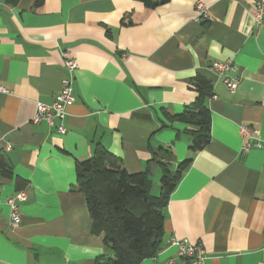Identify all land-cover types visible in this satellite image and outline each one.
Here are the masks:
<instances>
[{
  "label": "crops",
  "instance_id": "0c3cea01",
  "mask_svg": "<svg viewBox=\"0 0 264 264\" xmlns=\"http://www.w3.org/2000/svg\"><path fill=\"white\" fill-rule=\"evenodd\" d=\"M0 0V264H96L112 249L92 233L75 162L104 148L129 172L148 169L159 191L155 157L174 171L192 157L164 208V237L140 264L183 261L173 236L205 251L202 264H264V150L242 152L239 125L264 138V26H253L252 0ZM73 57L74 98L65 133L34 123L38 102L52 103ZM235 57L230 90L213 69ZM210 80V141L190 147L183 113ZM160 149L167 150L164 155ZM25 190L22 221L10 225L5 201Z\"/></svg>",
  "mask_w": 264,
  "mask_h": 264
},
{
  "label": "trees",
  "instance_id": "16d2710c",
  "mask_svg": "<svg viewBox=\"0 0 264 264\" xmlns=\"http://www.w3.org/2000/svg\"><path fill=\"white\" fill-rule=\"evenodd\" d=\"M6 1L16 4L19 0ZM141 1L155 7L169 0ZM193 86L198 93L196 100L183 113L170 118L193 127L189 131L193 137L190 149L197 152L210 141L211 115L207 100L214 92L210 80L202 76L195 77ZM160 151L169 154L167 150ZM160 156L155 157L162 170L157 193L148 169L131 173L123 167L121 158L104 148H97L92 157L75 162L76 179L72 189L85 197L92 218V233L112 249V256L97 259L96 264H140L155 256L162 247L164 208L193 158L183 160L172 171L162 161L165 156ZM0 169L3 175H12L10 166L2 158Z\"/></svg>",
  "mask_w": 264,
  "mask_h": 264
},
{
  "label": "built area",
  "instance_id": "2783aa9c",
  "mask_svg": "<svg viewBox=\"0 0 264 264\" xmlns=\"http://www.w3.org/2000/svg\"><path fill=\"white\" fill-rule=\"evenodd\" d=\"M196 8L199 11L200 20H210V14L205 4L198 0ZM252 17L253 26L256 29L264 26V0H252ZM235 62V57H228L225 60H216L212 63V69L222 76L223 82L230 90H235L238 86L239 79L236 76H232L230 71L232 70ZM64 65L67 72L61 79V88L55 95V99L52 103L38 102L36 112L32 118L34 123L42 120L47 121L51 126L55 128L58 133H65L67 105L73 101L74 98V77L73 72L77 67L76 60L73 57H66L64 59ZM1 92H7L3 86L0 85ZM239 133L244 139V143L241 146L242 152H248L251 149H263L264 150V138L261 137L257 129L248 124L239 125ZM28 198L25 190L18 191L15 195L8 198L5 203L9 206L10 212V225L18 227L22 221L20 212V203L26 201ZM171 243L178 246V254L183 261H190L192 264H202L205 258L204 249L198 244H192L187 241L181 240L175 236L171 238ZM174 259L170 260L168 264H173Z\"/></svg>",
  "mask_w": 264,
  "mask_h": 264
},
{
  "label": "rangeland",
  "instance_id": "374dc122",
  "mask_svg": "<svg viewBox=\"0 0 264 264\" xmlns=\"http://www.w3.org/2000/svg\"><path fill=\"white\" fill-rule=\"evenodd\" d=\"M171 169V168H170ZM160 178V177H159ZM157 182H159V179H158V181Z\"/></svg>",
  "mask_w": 264,
  "mask_h": 264
}]
</instances>
